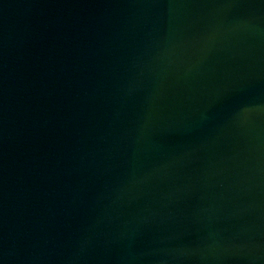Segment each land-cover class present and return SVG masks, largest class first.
Here are the masks:
<instances>
[{
  "label": "water",
  "instance_id": "obj_1",
  "mask_svg": "<svg viewBox=\"0 0 264 264\" xmlns=\"http://www.w3.org/2000/svg\"><path fill=\"white\" fill-rule=\"evenodd\" d=\"M0 264H264V0H0Z\"/></svg>",
  "mask_w": 264,
  "mask_h": 264
}]
</instances>
